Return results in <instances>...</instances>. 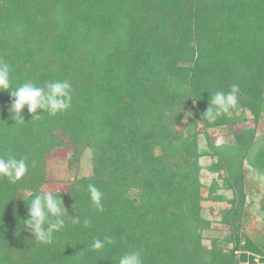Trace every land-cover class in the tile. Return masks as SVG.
Instances as JSON below:
<instances>
[{
    "label": "trees",
    "instance_id": "16d2710c",
    "mask_svg": "<svg viewBox=\"0 0 264 264\" xmlns=\"http://www.w3.org/2000/svg\"><path fill=\"white\" fill-rule=\"evenodd\" d=\"M0 61L10 66L11 90L71 84L65 111L37 109L36 117L25 106L22 123L9 111V90L0 91V156L28 163L16 182L0 177V264H118L130 251L144 264H264V241L237 221L244 162L264 176V133L245 129L230 153L213 152L210 169L225 173L235 195L222 216L230 233L209 246L198 142L200 123L241 120L204 114L233 84L237 104L264 119V0H0ZM67 139L74 158L91 150L92 171L58 192L65 225L42 243L24 221L48 182L47 155ZM89 184L103 192L100 207ZM216 189L213 181L209 198L223 200ZM105 237L114 242L91 248Z\"/></svg>",
    "mask_w": 264,
    "mask_h": 264
},
{
    "label": "rangeland",
    "instance_id": "374dc122",
    "mask_svg": "<svg viewBox=\"0 0 264 264\" xmlns=\"http://www.w3.org/2000/svg\"><path fill=\"white\" fill-rule=\"evenodd\" d=\"M193 114L191 107L187 108L186 114L182 119V124L178 126L181 129L187 118ZM229 115L241 118L233 124H225L218 127H205L198 125V142L201 155L199 157V179L202 183V200L200 202L202 215L210 221L209 228L202 230V240L206 245H210L211 240H223L231 229L222 220L223 211L231 206V199L235 195L232 187H227L224 183L222 171H212L210 167L217 162V155L213 153L216 149L224 150L228 154L232 146L236 144L235 135L244 131L251 130L255 138H260L264 133V119H256L248 110H244L238 104L230 109ZM234 118H232V121ZM249 134V133H248ZM248 134H245L248 137ZM211 142V147L207 141ZM229 150H225V148ZM73 148L67 139V144L63 147L54 149L46 157V182L42 189L52 190L54 192L64 193L70 183L76 178L88 176L92 171V152L89 148L84 149L78 158H74ZM243 190L245 200L241 208V215L237 221H240L241 233L252 241H264V176L251 168L244 162L243 165ZM213 181L217 183L216 194L224 197L221 201H215L209 198V188ZM229 218H231L229 216ZM236 221V222H237ZM243 238V235H242ZM242 243V241H241ZM228 246H232L231 244ZM224 247V246H222ZM258 258V255H255ZM256 260V259H255Z\"/></svg>",
    "mask_w": 264,
    "mask_h": 264
},
{
    "label": "clouds",
    "instance_id": "9594fccd",
    "mask_svg": "<svg viewBox=\"0 0 264 264\" xmlns=\"http://www.w3.org/2000/svg\"><path fill=\"white\" fill-rule=\"evenodd\" d=\"M9 64L0 61V91L9 90L10 106L9 111L18 117L20 123L24 122L22 110L27 107L28 113L39 117L37 109L47 111L50 115H56L65 111L71 101V84L67 80H56L46 83L44 87H38L31 81L25 82L15 90H11ZM239 85H231L228 92L217 91L213 94L211 104L205 110V118L212 122L222 114L228 113L238 103ZM40 112V113H41ZM28 170V163L25 158L17 159L15 156H0V177L7 178L10 182L19 180ZM88 192L91 201L101 206L103 192L93 184L88 185ZM29 218L24 221V226L32 235L42 243H50L54 232L60 231L65 225L64 217L67 210L63 205L58 192L45 190L36 193L29 201ZM78 222V221H77ZM85 225L88 221H84ZM114 241L110 237L104 240L96 239L91 248L103 250L106 245ZM118 264H144L139 251L124 253Z\"/></svg>",
    "mask_w": 264,
    "mask_h": 264
}]
</instances>
